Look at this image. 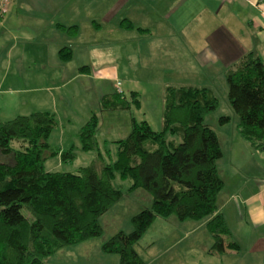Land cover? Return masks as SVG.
Wrapping results in <instances>:
<instances>
[{"label": "crops", "instance_id": "1", "mask_svg": "<svg viewBox=\"0 0 264 264\" xmlns=\"http://www.w3.org/2000/svg\"><path fill=\"white\" fill-rule=\"evenodd\" d=\"M124 19L134 27H124ZM60 25H77L78 32L69 35ZM133 41H146L150 59L151 48L158 44L157 66L164 77L145 81L148 85L189 84L214 91L221 84L227 96L225 78L233 64L251 52L264 62V0H9L8 11L0 15V121L38 110L63 115L56 111L57 103L68 106L69 99L55 94L57 88L68 86L63 79L68 64L60 57L63 47H71L70 61L82 59L80 65L88 67L80 68V77L74 79L79 80L77 87L103 79L115 84L119 80L121 89V78L127 83L129 78L124 75H130L128 68L135 65L131 58L139 55L127 54L123 73L116 58L102 57ZM96 48L103 50L96 54ZM102 87L99 83L93 87L99 108L101 98L112 94ZM143 104L141 100V107ZM70 108L71 116H78L76 124L64 113L65 126L61 125L63 130L58 133L62 138L49 137L50 145L62 150L68 147L63 139L68 128L73 127V135H78L96 113L94 103L85 110ZM132 111H128L131 120ZM215 111L207 116L219 123L216 132L223 152L218 170L225 187L219 196V210L239 249L211 255L212 237L206 220L158 217L137 246L146 264H264V150L252 148L242 137L239 117L231 106L223 113ZM223 114L231 117L225 124L219 122ZM167 236L171 237L166 240ZM106 239L97 237L66 247L46 264H119L117 254L102 251ZM173 239L175 242H168ZM182 243L183 248L174 251ZM155 246L160 252L146 256ZM167 247H172L173 253L165 257L162 249ZM63 257L68 261L61 260Z\"/></svg>", "mask_w": 264, "mask_h": 264}, {"label": "trees", "instance_id": "2", "mask_svg": "<svg viewBox=\"0 0 264 264\" xmlns=\"http://www.w3.org/2000/svg\"><path fill=\"white\" fill-rule=\"evenodd\" d=\"M121 24L134 27L127 19ZM60 28L72 36L78 32L77 25ZM71 55V47L60 50L62 59ZM226 85L240 134L252 148L264 150L263 60L252 52L243 56L227 71ZM218 105L208 86L167 85L161 130L133 116L130 133L114 140V151L106 149L107 159L96 139V113L68 150L49 143L58 124L55 112L38 110L0 121V264H46L66 247L101 237L102 217L124 197L122 180L130 182V190L149 191L153 201L132 216L129 233L118 231L102 243V251L117 254L119 264H146L137 245L158 217L206 220L212 237L209 254L238 250L218 204L225 187L218 170L223 152L217 132L206 122ZM133 107H141L137 91L129 99L118 90L100 100L104 112ZM229 120L222 115L219 122ZM148 140L156 146L152 150L146 147ZM91 150L97 153L93 164L76 172L45 168L49 157L60 155L70 162Z\"/></svg>", "mask_w": 264, "mask_h": 264}, {"label": "rangeland", "instance_id": "3", "mask_svg": "<svg viewBox=\"0 0 264 264\" xmlns=\"http://www.w3.org/2000/svg\"><path fill=\"white\" fill-rule=\"evenodd\" d=\"M147 43L146 41L140 42V41H133L131 43H125L123 48L121 50H117L115 53L112 52L111 54L107 57L104 56L102 57L103 60L106 58H116L117 62L120 64L119 72L123 73V67L125 66V61L127 60V54L134 52L137 53V57L131 58L133 59L135 65L132 66L131 68H128L129 71H131L130 75H124L125 77L129 78V81L127 83H124L122 80V83L120 85L121 89L126 93V97L128 99L130 98V93L131 91H138L140 92L141 100H143L144 104L143 106L139 109L140 112H138L135 108L133 107V116H135L139 121L142 119H146L149 124L152 126L154 130H161L162 128V116H163V109H164V87L160 85H148L145 81L149 80H155V81H160L163 79L164 76H162V73L159 71V66H157L158 61H160V57L158 56L157 53V47L158 44L155 45V47L151 48V55L152 59L148 57V51L147 50ZM135 46V47H134ZM143 48V49H139ZM146 49V50H145ZM103 50V48H96L95 53L97 54L99 51ZM72 55L69 59H64L62 62H67V67L65 72H63V79H64V84L68 83L67 88L63 89L61 87L57 88V92L55 93L58 95V97L65 96L67 97L68 100V106L67 105H61L59 106L57 103V112L65 113L68 116H71L73 114L72 110L70 107L76 109H82L85 110L91 105V103L95 104L96 107V114L99 116V128L96 134V139L99 143L100 149L103 152L105 159H107L106 155V149L110 148L111 150H115L114 147V140H118L121 138L126 137L130 131H131V114L128 112V110L122 111L119 110L117 112L113 111H101V108L97 106V100H98V94L93 88L96 83L102 84V88L105 89L106 93H115L118 91L117 86L119 80L114 83L100 79L98 81H90L86 87L80 88L77 87V84L79 81L78 79L74 80L75 78H79V71L80 68L82 67L80 62L82 59H76L74 58L72 61ZM155 59V60H154ZM138 62V64H137ZM70 65V67H69ZM79 66V67H76ZM90 68H92V65H89ZM74 69V70H73ZM67 75V77L65 76ZM227 74V73H226ZM135 80H140V83L135 82ZM226 82V78H225ZM133 85L134 88H130ZM89 86V87H88ZM216 96L219 98V105L215 109L216 113H223L225 112L226 108H230L228 96H226V89L224 86L221 84L218 85V88L214 89ZM45 93V92H42ZM59 102V101H58ZM214 112V111H212ZM63 113V115H57V120L58 121V129H54L52 132L50 138L56 139V141H60V138L62 136H58L59 133V128H63L61 125H64L63 123L66 122V116ZM142 113V114H141ZM215 113V114H216ZM223 115H228V114H223ZM222 116V115H221ZM220 116V117H221ZM229 116V115H228ZM72 124H76V120L78 116H71ZM220 119V118H219ZM231 120V117H230ZM229 120V121H230ZM206 122L208 124H211V127L214 128V130L219 129V123L214 122L211 120L209 116L206 117ZM230 126H232V122H230ZM58 130V131H57ZM63 129L60 130L62 132ZM74 134V129L73 127H69L66 136L63 137L65 139V145H68L66 148L67 150L71 146L70 143L76 142V144L79 142L77 135ZM55 136V137H54ZM69 142L66 144V142ZM70 145V146H69ZM146 147L149 150H152L155 148V144L151 141L148 140L146 141ZM97 156L96 151H86L83 153H79L77 157L70 161V162H63L61 160L60 155L59 156H53L49 157L46 160L45 163V168L48 171H69V172H76L79 167L82 166H90L93 164L95 158ZM97 165L98 168L101 167L102 163L95 164ZM124 181L123 184V191H124V197L121 201H119L116 205L112 207L110 211H108L101 219L102 225L104 226V235H101L102 237L99 238H110L112 235L117 233L118 231H124L126 233H129L132 230V224H131V219L134 214L139 212L141 209L150 207L152 205V195L149 193L144 188H137L130 190V182L129 181ZM129 189V190H128ZM24 212L28 214L27 210L25 209ZM177 218V217H175ZM171 224V223H170ZM171 236H167L169 238ZM168 242H175V240H171ZM185 243L178 244L175 246L174 251H179ZM138 246V245H137ZM160 250L158 247H153L149 251L145 252V255L154 257L156 256ZM163 255L165 257L171 255L173 253V248L172 247H167L162 249ZM61 260H67L66 257H63ZM59 264V263H58Z\"/></svg>", "mask_w": 264, "mask_h": 264}, {"label": "built area", "instance_id": "4", "mask_svg": "<svg viewBox=\"0 0 264 264\" xmlns=\"http://www.w3.org/2000/svg\"><path fill=\"white\" fill-rule=\"evenodd\" d=\"M8 6H9V0H1L0 1V15H3L4 13L7 12ZM117 88L119 91H121V89L119 87H117Z\"/></svg>", "mask_w": 264, "mask_h": 264}]
</instances>
